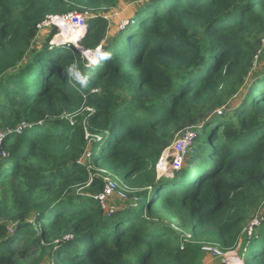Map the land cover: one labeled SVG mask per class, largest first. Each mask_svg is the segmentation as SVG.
Returning <instances> with one entry per match:
<instances>
[{"label": "trees", "instance_id": "1", "mask_svg": "<svg viewBox=\"0 0 264 264\" xmlns=\"http://www.w3.org/2000/svg\"><path fill=\"white\" fill-rule=\"evenodd\" d=\"M118 2L0 0V264H201L205 244L240 241L235 264H264V214L244 234L264 204V0H135L110 32L97 12ZM79 11L92 15L76 47L56 45L64 30L34 46L42 21ZM98 47L108 58L88 64ZM199 124L185 169L159 176L175 132ZM102 171L137 200L103 208Z\"/></svg>", "mask_w": 264, "mask_h": 264}, {"label": "rangeland", "instance_id": "2", "mask_svg": "<svg viewBox=\"0 0 264 264\" xmlns=\"http://www.w3.org/2000/svg\"><path fill=\"white\" fill-rule=\"evenodd\" d=\"M135 5H136L135 0H119V2L115 6H113V7H104L103 9L99 10V12H97V14L103 15L105 18H107L108 21H109V30H110V32H115L118 29H122L128 23V20L130 19L131 15L133 13V12H131L130 9L134 8ZM88 15L91 16L92 12H89ZM60 24H62L64 29H62L61 26H58L56 24L50 25V26H45L42 29H39L37 37L34 40V46L40 45V47H41L43 45L44 41L49 36H51V35L52 36L53 35L56 36V33H53L54 28H56L58 31H59V27L61 28V33L58 32L59 34H57V36L62 35L63 34V30L66 32L65 36L72 29L75 32L77 31V28H73L71 25L70 26L72 28L69 27V23H67V22L65 23V21H62ZM111 38H112L111 36L108 38V42L110 41ZM64 46H66V45H64ZM83 56H84V53H83ZM84 57L86 59L87 56H84ZM255 63L257 64L256 67L259 68V72H262V71L264 72V35L262 36V39H261L260 51H259V54H258V56L256 58ZM255 77L256 76L252 73L250 75V77L248 78L246 85L241 87L240 90H239V93H237L233 98L229 99L224 106L219 108L218 112H222L225 109H227V110L232 112L233 109L240 104V101L242 100V96L245 93V89H247L249 87V82H253ZM199 125H196L195 128L201 129V124H199ZM186 128H183V129L175 132L171 143L169 144V146L165 150H163L162 154L159 156V158L157 160V165L160 164V163H164V164L166 163L168 165H174V164H177V163L181 162L182 165L179 167L178 170H184L185 169L184 166L187 163L186 161L189 158V153H190L191 150L188 149L184 153L180 149L179 141L181 140V137H182V133H180V132L185 130ZM193 143H192V145H193ZM89 154L90 153L85 154L82 157V161H85L87 159V157H89ZM102 172L98 173V175L101 176L103 179H106L107 177L115 179L118 182V184L120 185V187L122 189H124L125 192H126V197H120L118 195H116V196L114 195L115 197L113 198V201H115L118 197L122 198V199H130V198H132L133 200H137V198H138V190L129 187L123 181V179H121L120 177L116 176L115 174H113L111 172H108V171H102ZM158 174H159V176L163 177L164 171H162V170H160V168H158ZM86 186H88V185H86ZM86 186L79 187L76 190L77 193L85 192L86 189H87ZM263 214H264V204L260 205L258 208H256L255 210H253L250 213V216H249L250 218H249L248 224H247V226H246V228L244 230V234L248 233L249 235H251L253 226L255 224H259V222L261 220H263ZM175 227L177 228V230L179 232L180 242H181L182 245H184L185 243H189L191 240H193L192 234H191V232H190V230L188 228L179 227L178 225H176ZM205 245L210 246L211 244L210 245L209 244H205ZM211 246H215V245L212 244ZM241 250H242V243L240 241L238 246L234 250H231L229 252L230 253H234V255L236 254L238 256V258L240 259V258H242ZM230 253H228V255H224V254L219 255L218 253H215L216 255H214V254L211 253L209 257H206L209 254L205 253L204 259L202 260L201 264H222L223 263V259L226 258V257H228L227 258L228 259L227 263L235 264L233 259H231L229 257ZM48 263L50 264L49 258L46 259L43 262V264H48Z\"/></svg>", "mask_w": 264, "mask_h": 264}, {"label": "built area", "instance_id": "3", "mask_svg": "<svg viewBox=\"0 0 264 264\" xmlns=\"http://www.w3.org/2000/svg\"><path fill=\"white\" fill-rule=\"evenodd\" d=\"M91 11H84V12H70L68 14H64L62 16H51L44 21H42L39 24V29H42L45 26H50V25H58L60 26V23L58 21H65V23H69V27L77 28L80 32L86 30L87 28V19L90 17L88 14ZM71 25V26H70ZM71 27V28H72ZM61 33V28L59 27V31ZM59 34V33H57ZM56 34V36H57ZM63 44H66L68 46L74 44L73 42H64ZM98 52H102V47H98L95 49H91L89 52H84L85 56L87 57H92L93 59ZM94 61V60H93ZM92 61V62H93ZM200 126V125H199ZM198 132V128H195V126H189L185 130L181 131L182 137L181 140L179 141L180 144V149L185 153L186 150L190 149L192 146V143L194 142V139L196 137V133ZM182 165L181 162L174 164V165H168L164 163H160L157 165V169L160 168V170L164 171V174L169 175L171 170L173 169H179V167ZM167 167V168H166ZM105 181V187L102 193H100L97 198L100 200L102 207L105 208L107 206L106 201L109 197L113 195H118L120 197H126V192L124 189L120 187L118 182L110 177H107L104 179ZM210 245V244H209ZM204 250L207 252H210L214 255L215 253H218L219 255L224 254L228 255V252L223 251L221 248L217 246H208L205 245L203 247Z\"/></svg>", "mask_w": 264, "mask_h": 264}, {"label": "clouds", "instance_id": "4", "mask_svg": "<svg viewBox=\"0 0 264 264\" xmlns=\"http://www.w3.org/2000/svg\"><path fill=\"white\" fill-rule=\"evenodd\" d=\"M87 29V28H86ZM85 32V30L84 31H82L80 34H79V36L78 37H80V35L82 34V33H84ZM54 38V37H53ZM56 45H66V44H56ZM75 46L76 47V44H72V45H70V46ZM52 46H54V45H51V47ZM66 46H68V45H66ZM85 55V54H84ZM87 58V60H88V64H91V65H93V64H97L100 60H104V59H107L108 57H107V54H105V53H103V52H98L97 53V55L93 58V59H91L92 57H86ZM94 60V61H93ZM93 61V62H92ZM68 75L77 83V84H79V86L81 87V88H86L87 87V85H88V77L84 74V73H82L80 70H79V68L77 67V66H75V65H72V66H70L69 67V69H68ZM177 171H179L178 169H173V170H171V171H169V172H171L169 175H166V174H163V177H169V176H172L173 174H175ZM157 173H158V169H157ZM229 253V252H228Z\"/></svg>", "mask_w": 264, "mask_h": 264}, {"label": "bare ground", "instance_id": "5", "mask_svg": "<svg viewBox=\"0 0 264 264\" xmlns=\"http://www.w3.org/2000/svg\"><path fill=\"white\" fill-rule=\"evenodd\" d=\"M59 23H61L62 21H58ZM65 42H75V35L74 32L72 30H70L67 35L65 36Z\"/></svg>", "mask_w": 264, "mask_h": 264}]
</instances>
